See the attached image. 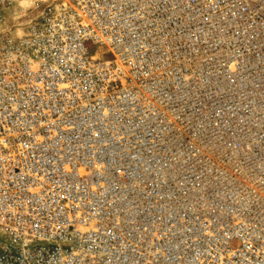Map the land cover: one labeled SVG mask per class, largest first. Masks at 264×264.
<instances>
[{
    "label": "built area",
    "instance_id": "built-area-1",
    "mask_svg": "<svg viewBox=\"0 0 264 264\" xmlns=\"http://www.w3.org/2000/svg\"><path fill=\"white\" fill-rule=\"evenodd\" d=\"M40 2L0 32V264H264V0Z\"/></svg>",
    "mask_w": 264,
    "mask_h": 264
},
{
    "label": "rangeland",
    "instance_id": "rangeland-1",
    "mask_svg": "<svg viewBox=\"0 0 264 264\" xmlns=\"http://www.w3.org/2000/svg\"><path fill=\"white\" fill-rule=\"evenodd\" d=\"M42 5L40 0H3L0 2V32L23 33ZM89 51L94 53L95 47Z\"/></svg>",
    "mask_w": 264,
    "mask_h": 264
}]
</instances>
